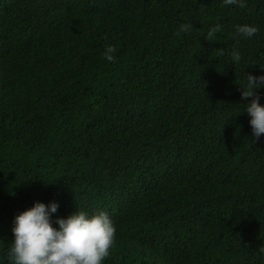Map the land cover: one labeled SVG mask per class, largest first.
Here are the masks:
<instances>
[{
  "label": "trees",
  "instance_id": "16d2710c",
  "mask_svg": "<svg viewBox=\"0 0 264 264\" xmlns=\"http://www.w3.org/2000/svg\"><path fill=\"white\" fill-rule=\"evenodd\" d=\"M248 74H264V0H0V264L38 200L107 213L103 264H264Z\"/></svg>",
  "mask_w": 264,
  "mask_h": 264
},
{
  "label": "clouds",
  "instance_id": "9594fccd",
  "mask_svg": "<svg viewBox=\"0 0 264 264\" xmlns=\"http://www.w3.org/2000/svg\"><path fill=\"white\" fill-rule=\"evenodd\" d=\"M225 5L246 7V0H223ZM189 24H181L179 31L187 32ZM255 24H239L235 32L245 38L258 32ZM221 31V25L212 26L205 38L208 40ZM115 48L107 46L103 57L107 61L115 59ZM233 63L241 60L238 50L231 51ZM241 85V98L252 97L244 104L250 116L252 142L264 134V103L254 95L256 89L264 87V74L246 75V84ZM58 201L45 203L36 201L20 211L13 218V241L8 251L9 264H103L114 244L115 225L109 215L103 211L89 213L85 210L72 212L66 217L56 216ZM55 225V226H54ZM264 253V247L259 250Z\"/></svg>",
  "mask_w": 264,
  "mask_h": 264
}]
</instances>
